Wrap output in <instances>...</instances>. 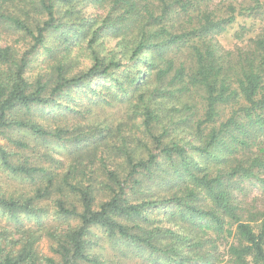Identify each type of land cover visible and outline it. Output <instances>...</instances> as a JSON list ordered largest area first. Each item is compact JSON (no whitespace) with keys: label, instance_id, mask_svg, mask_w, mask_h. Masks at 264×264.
Segmentation results:
<instances>
[{"label":"trees","instance_id":"trees-1","mask_svg":"<svg viewBox=\"0 0 264 264\" xmlns=\"http://www.w3.org/2000/svg\"><path fill=\"white\" fill-rule=\"evenodd\" d=\"M69 1L0 0L8 30L0 37V137L25 131L56 140L69 154L27 153L21 139H10L19 153L0 145V168L31 183L0 187V211L13 221L0 224V264H130L131 256L138 264H264V206L245 207L238 197L244 180L264 186V28L233 49L213 38L264 1L252 8L230 3L220 15L201 0H97L106 14L84 27H76ZM63 28L62 55L46 49L50 58L40 64L47 65L32 75L48 36ZM100 29L124 45L128 32L134 35L130 62L142 65L141 53L151 52L145 78L141 66L124 75L140 92L125 120L50 131L28 116L32 109L85 118L68 90L123 66L95 50ZM69 44L91 49L77 73L66 70ZM120 79L111 78L116 84L108 90L126 95ZM44 152L58 171L34 160ZM22 215L35 224L23 227ZM42 239L50 254L41 251Z\"/></svg>","mask_w":264,"mask_h":264},{"label":"rangeland","instance_id":"rangeland-1","mask_svg":"<svg viewBox=\"0 0 264 264\" xmlns=\"http://www.w3.org/2000/svg\"><path fill=\"white\" fill-rule=\"evenodd\" d=\"M259 2H263L264 0H258ZM203 4L211 5L213 9H217L220 15H226L228 13L227 6L233 5L236 7H251L255 6L256 0H201ZM63 6V7H61ZM68 7L73 12V17L76 20V27H84L82 24L84 21L89 20L95 15V18L98 19V16H103L106 14L105 6L99 5L97 0H70L68 3ZM66 6L60 5L58 16L61 17L60 21H64L66 19L63 15ZM245 14L236 15L235 20L226 26L223 30H219L214 34V40L218 41V43L226 48L233 49L237 46H244L248 43L249 38L256 35L257 32L261 28H264V3L262 7H258L255 9H250L249 11L244 10ZM120 12L117 11V13ZM100 21H96L95 25H93L92 30L95 29L99 25ZM65 27V26H64ZM84 29V28H83ZM86 31V30H85ZM8 30L3 28L0 24V37H7ZM87 33V32H86ZM129 36L126 38L129 39L127 42L128 45H124L126 43L122 42L120 37L114 36L112 31H108L107 29H100L95 36V40L93 42V46L95 50L102 56L106 57L108 53H111L116 57V60H121L123 66L116 68L112 72H108L110 75L104 77H97L89 83H85L80 87H73L68 90V95L73 98L74 104L72 106L76 107L79 110H83L85 115L82 118L81 115L67 112H60L57 109L50 108H34L30 111L28 116L32 117L44 127L48 128L51 131L52 127L61 126L63 127H73L76 126L78 128L79 125L86 126L85 123H89L91 120L93 122L98 123V121H106L107 123L115 124L120 120H125L127 118L129 112V104L131 103L135 93L139 91L138 84H131L129 81L125 80V74L130 75L137 71L138 67L141 66L144 68V78L146 77L147 69L146 66L147 61L150 60L151 52H142L144 55V63L140 65L139 61H129L127 59L129 52L127 47L131 46L130 39L134 37L133 34L129 33ZM89 35H87L88 39ZM65 34L64 28L56 33H51L47 41L45 42L41 52L36 55V59L33 62V66L31 67L30 73H33L38 70V68L42 66H46L47 64H43L40 62L42 59H49L50 56L47 55L46 49L53 48L55 56L59 57L62 55V52L66 48V43L64 42ZM68 48L70 49L69 54L66 55V59H70L67 62V69L70 73H74L79 70L80 67L86 65L88 63L89 55L91 53V49L89 47L80 48L79 45L69 44ZM125 49L124 52H122ZM175 51V48L166 51L165 56H170L171 53ZM78 56V61L72 62ZM80 62V63H79ZM78 63L77 68H73L70 70V67L74 64ZM129 65V69H127ZM68 73V74H70ZM131 76V75H130ZM122 77L119 81L121 85H123L128 92L126 95H117V92H112L108 90V87L115 88L116 80L111 82V78ZM123 79V80H122ZM141 87V86H140ZM143 87V86H142ZM126 92V93H127ZM140 92V91H139ZM99 94H102L100 96ZM223 114L228 113L227 108H223ZM10 139H21L27 143H29L30 148L24 150L27 153H35L36 155L41 154L42 151H49L51 157L66 159L68 154V147L61 146L59 144H54L56 140L52 138H48L46 140L36 137L35 135L19 130H10L6 133L5 136L0 137V145H5L10 151L19 153L21 150L19 147L13 144ZM55 141V142H53ZM58 142V141H57ZM47 143V144H43ZM46 153L44 152L37 159H34L37 163L48 167L50 169L58 171V167L56 168L51 160L46 158ZM31 186L30 181L26 179H22L19 177H12L5 171L0 168V187L3 189L8 188H20L26 187L29 188ZM238 197L241 199L245 207L254 206V208H260L264 206V186L258 181L253 179H247L242 181L239 184ZM48 219V218H47ZM45 217H42V222L45 223L47 221ZM45 220V221H44ZM20 222H22L23 227L33 226L36 222V218L33 216L22 215L20 217ZM15 223V222H14ZM0 224L10 226L13 224V221L8 219L6 215H4L0 211ZM18 224V222H17ZM48 240L42 239L39 243V247L42 252L46 254H50L49 251ZM130 264H138L140 263L141 258L131 256L129 258Z\"/></svg>","mask_w":264,"mask_h":264}]
</instances>
